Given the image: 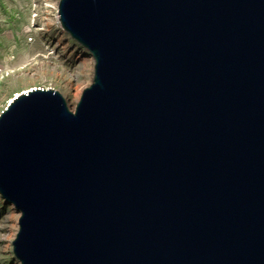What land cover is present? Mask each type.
Segmentation results:
<instances>
[{
    "label": "water",
    "instance_id": "obj_1",
    "mask_svg": "<svg viewBox=\"0 0 264 264\" xmlns=\"http://www.w3.org/2000/svg\"><path fill=\"white\" fill-rule=\"evenodd\" d=\"M94 58L0 113L22 264H264V0H60Z\"/></svg>",
    "mask_w": 264,
    "mask_h": 264
},
{
    "label": "rangeland",
    "instance_id": "obj_2",
    "mask_svg": "<svg viewBox=\"0 0 264 264\" xmlns=\"http://www.w3.org/2000/svg\"><path fill=\"white\" fill-rule=\"evenodd\" d=\"M59 1L0 0V113L13 91L32 85L60 91L74 109L93 82L94 58L56 20ZM20 216L0 194V264H22L10 242Z\"/></svg>",
    "mask_w": 264,
    "mask_h": 264
},
{
    "label": "bare ground",
    "instance_id": "obj_3",
    "mask_svg": "<svg viewBox=\"0 0 264 264\" xmlns=\"http://www.w3.org/2000/svg\"><path fill=\"white\" fill-rule=\"evenodd\" d=\"M57 5V4H56ZM56 20H60L59 19V13L56 14ZM39 89V88H44V89H50L52 88L51 86H38V85H32V86H27L25 88H22V89H19V90H16V91H13L12 95L8 97V100H7V105L9 104V102L12 101V99L15 97V96H19L20 94L22 93H26L28 91H31L32 89ZM54 89V88H53Z\"/></svg>",
    "mask_w": 264,
    "mask_h": 264
},
{
    "label": "built area",
    "instance_id": "obj_4",
    "mask_svg": "<svg viewBox=\"0 0 264 264\" xmlns=\"http://www.w3.org/2000/svg\"><path fill=\"white\" fill-rule=\"evenodd\" d=\"M2 71V70H1Z\"/></svg>",
    "mask_w": 264,
    "mask_h": 264
}]
</instances>
